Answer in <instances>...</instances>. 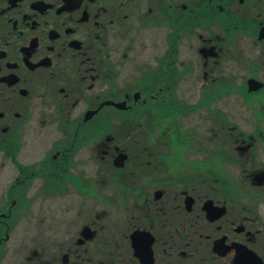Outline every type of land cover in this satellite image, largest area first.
<instances>
[{
	"label": "flooded vegetation",
	"instance_id": "af4514ba",
	"mask_svg": "<svg viewBox=\"0 0 264 264\" xmlns=\"http://www.w3.org/2000/svg\"><path fill=\"white\" fill-rule=\"evenodd\" d=\"M0 264H264V0H0Z\"/></svg>",
	"mask_w": 264,
	"mask_h": 264
},
{
	"label": "rangeland",
	"instance_id": "374dc122",
	"mask_svg": "<svg viewBox=\"0 0 264 264\" xmlns=\"http://www.w3.org/2000/svg\"><path fill=\"white\" fill-rule=\"evenodd\" d=\"M180 87H181V85H180ZM190 94H195V93L193 92V89L190 91Z\"/></svg>",
	"mask_w": 264,
	"mask_h": 264
}]
</instances>
